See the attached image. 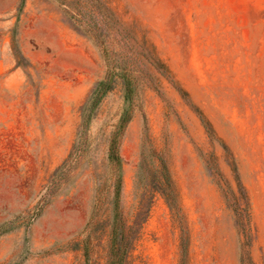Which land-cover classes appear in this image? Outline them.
Segmentation results:
<instances>
[{
  "label": "rangeland",
  "instance_id": "374dc122",
  "mask_svg": "<svg viewBox=\"0 0 264 264\" xmlns=\"http://www.w3.org/2000/svg\"><path fill=\"white\" fill-rule=\"evenodd\" d=\"M123 113V217L150 148L178 209L125 264H264V0H0V264H106Z\"/></svg>",
  "mask_w": 264,
  "mask_h": 264
},
{
  "label": "trees",
  "instance_id": "16d2710c",
  "mask_svg": "<svg viewBox=\"0 0 264 264\" xmlns=\"http://www.w3.org/2000/svg\"><path fill=\"white\" fill-rule=\"evenodd\" d=\"M113 88V79L106 78L96 82L88 93L86 102L82 106V111L89 109L93 112L101 99ZM129 118L123 113L116 125L115 130L111 134L108 146V161L116 167L117 178L114 183V200L111 221V240L110 249L106 264H125L128 250L138 239L143 223L146 221L154 194L160 192L173 212V204L176 202V193L172 180L167 168L159 155L150 148L149 156L160 162L159 168L146 166V156L142 150L140 153V162L136 172V180L134 181V209L131 213L130 221L123 217L120 211V199L122 191V175H121V158L119 155V142L122 132L128 123ZM233 171L237 176V168L233 164ZM238 180V178H237ZM240 186V185H239ZM186 238L182 239V247L185 248Z\"/></svg>",
  "mask_w": 264,
  "mask_h": 264
},
{
  "label": "bare ground",
  "instance_id": "6f19581e",
  "mask_svg": "<svg viewBox=\"0 0 264 264\" xmlns=\"http://www.w3.org/2000/svg\"><path fill=\"white\" fill-rule=\"evenodd\" d=\"M65 223V222H64ZM74 226V225H73Z\"/></svg>",
  "mask_w": 264,
  "mask_h": 264
}]
</instances>
